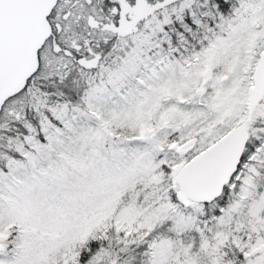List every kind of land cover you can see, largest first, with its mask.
I'll list each match as a JSON object with an SVG mask.
<instances>
[{
	"label": "snow or ice",
	"instance_id": "snow-or-ice-1",
	"mask_svg": "<svg viewBox=\"0 0 264 264\" xmlns=\"http://www.w3.org/2000/svg\"><path fill=\"white\" fill-rule=\"evenodd\" d=\"M0 264H264V0H0Z\"/></svg>",
	"mask_w": 264,
	"mask_h": 264
}]
</instances>
